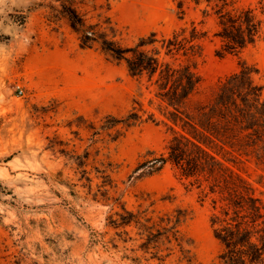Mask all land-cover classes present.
<instances>
[{
  "label": "rangeland",
  "instance_id": "374dc122",
  "mask_svg": "<svg viewBox=\"0 0 264 264\" xmlns=\"http://www.w3.org/2000/svg\"><path fill=\"white\" fill-rule=\"evenodd\" d=\"M61 1L123 46L195 27L194 55L165 56L200 77L189 110L243 66L264 100V0H229L260 21L256 40L231 53L215 35L214 0H0V264H223L214 228L232 215L227 193L152 164L175 133L170 108L99 42L82 47ZM130 111L140 119L128 125ZM232 153L218 157L264 212V149Z\"/></svg>",
  "mask_w": 264,
  "mask_h": 264
},
{
  "label": "trees",
  "instance_id": "16d2710c",
  "mask_svg": "<svg viewBox=\"0 0 264 264\" xmlns=\"http://www.w3.org/2000/svg\"><path fill=\"white\" fill-rule=\"evenodd\" d=\"M192 1L199 4L202 0ZM214 1L219 27L215 35L221 40L222 51L238 52L253 43L260 32V21L253 11L250 8L227 9L229 0ZM61 2V12L79 35L82 47L99 42L111 57L124 61L132 76L145 75L154 85L155 95L170 108L167 118L175 133L168 142L167 154L154 158L152 164L170 162L181 176L195 179L204 176L206 180L212 179V191L218 188L222 194L227 193L223 195L226 201L223 209L226 216L230 210L232 215L214 228V236L223 245V264H264L261 199L254 195L249 182L218 157L221 152L231 155L236 152L240 156L264 149V100H260L262 86L253 82V69L243 66L225 77L210 103L189 110L186 103L199 85L200 77L193 65L184 61L171 62L165 56L194 55L197 47L194 40L198 38L195 27L188 37L184 35L185 28L160 39L151 32L138 38L133 45L123 46L107 36L106 27L87 23L72 3ZM139 119L137 112L130 111L124 121L130 125ZM216 220L217 216L213 218Z\"/></svg>",
  "mask_w": 264,
  "mask_h": 264
},
{
  "label": "built area",
  "instance_id": "2783aa9c",
  "mask_svg": "<svg viewBox=\"0 0 264 264\" xmlns=\"http://www.w3.org/2000/svg\"><path fill=\"white\" fill-rule=\"evenodd\" d=\"M20 92H22V90H20Z\"/></svg>",
  "mask_w": 264,
  "mask_h": 264
}]
</instances>
